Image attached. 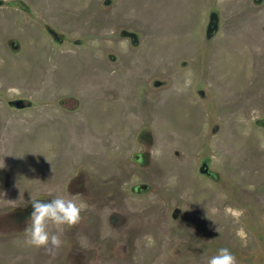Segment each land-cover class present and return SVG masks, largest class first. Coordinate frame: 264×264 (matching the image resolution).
Returning <instances> with one entry per match:
<instances>
[{
    "label": "rangeland",
    "instance_id": "rangeland-1",
    "mask_svg": "<svg viewBox=\"0 0 264 264\" xmlns=\"http://www.w3.org/2000/svg\"><path fill=\"white\" fill-rule=\"evenodd\" d=\"M0 136L9 195L82 209L0 264H264V0H0Z\"/></svg>",
    "mask_w": 264,
    "mask_h": 264
},
{
    "label": "clouds",
    "instance_id": "clouds-1",
    "mask_svg": "<svg viewBox=\"0 0 264 264\" xmlns=\"http://www.w3.org/2000/svg\"><path fill=\"white\" fill-rule=\"evenodd\" d=\"M31 208L25 227L27 243L37 248L44 247L46 252H54L61 243L58 235L48 231L49 222L71 227L79 222L82 210L73 200L62 197L31 199ZM208 264H236V257L229 248L221 247L209 258Z\"/></svg>",
    "mask_w": 264,
    "mask_h": 264
},
{
    "label": "flooded vegetation",
    "instance_id": "flooded-vegetation-1",
    "mask_svg": "<svg viewBox=\"0 0 264 264\" xmlns=\"http://www.w3.org/2000/svg\"><path fill=\"white\" fill-rule=\"evenodd\" d=\"M66 97L73 100L72 102L76 104L75 106H78L79 102L76 96L67 95ZM70 108L73 109L74 106L72 107L70 106ZM78 108H76L75 110H77ZM73 113L74 115L77 114V112L75 111ZM3 169L4 168L0 166V235H1V240L5 236L10 237V238H16L17 235H19V233H25V227L27 225V220L32 210L31 199L45 198L43 196L34 197V198L27 200L25 203H23L22 200L20 201V198L17 197V193L9 195V193H11L9 192V190L13 184V182L11 183L10 180H13L14 178H11L9 180L10 177L6 175ZM18 185L20 184L18 183ZM18 190L20 191L21 188H19ZM20 195H22L23 198H26L28 196L27 193L24 195L23 194H20ZM7 196H9L10 199ZM5 198L9 199V201L5 202L4 201ZM50 198H53V197L49 196V199ZM64 227H67V226H64ZM64 227H62L63 231L67 232L66 229L68 228H64ZM52 253L58 254L56 251L51 252V254Z\"/></svg>",
    "mask_w": 264,
    "mask_h": 264
}]
</instances>
